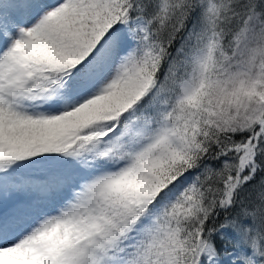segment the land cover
<instances>
[{
  "label": "snow or ice",
  "instance_id": "1",
  "mask_svg": "<svg viewBox=\"0 0 264 264\" xmlns=\"http://www.w3.org/2000/svg\"><path fill=\"white\" fill-rule=\"evenodd\" d=\"M0 264H264V0H0Z\"/></svg>",
  "mask_w": 264,
  "mask_h": 264
}]
</instances>
